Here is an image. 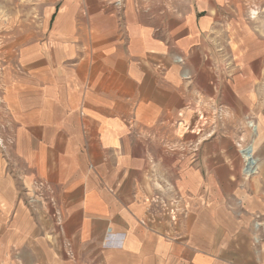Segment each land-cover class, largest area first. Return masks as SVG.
<instances>
[{
  "label": "crops",
  "instance_id": "crops-1",
  "mask_svg": "<svg viewBox=\"0 0 264 264\" xmlns=\"http://www.w3.org/2000/svg\"><path fill=\"white\" fill-rule=\"evenodd\" d=\"M48 1H61L58 19L46 15L43 40L28 25L26 70L4 99L19 119L24 176L52 187L59 221L41 213V228L12 232L18 243L0 255L11 264H264V26L253 19L264 0H187L167 29L162 10L131 0L89 14L83 0ZM162 203L177 222L159 215Z\"/></svg>",
  "mask_w": 264,
  "mask_h": 264
},
{
  "label": "rangeland",
  "instance_id": "rangeland-1",
  "mask_svg": "<svg viewBox=\"0 0 264 264\" xmlns=\"http://www.w3.org/2000/svg\"><path fill=\"white\" fill-rule=\"evenodd\" d=\"M126 2L125 0H119L116 4H112L108 0L87 2L83 0V9L84 13L86 12L85 10L91 8L112 11L113 7L122 9L126 6ZM190 3L187 0H131L128 1L127 6L162 10V16L157 18L162 20L163 28L167 29L174 10L178 8L185 10L190 7ZM60 5L61 1L0 0V108L2 110V117H0V253L2 249L10 248L12 243H18L17 239H14L16 236H12V232L20 231L25 226L41 228V216L52 217L57 222L59 221L57 201L52 187L42 179L34 178L31 181H27L24 176L27 166L25 165V160L20 157V155H23V151L18 142L19 128H17V125L19 119H17L16 113H9V108L4 98L6 89L10 87L12 80L19 75H23L26 70L27 54L25 53L26 48H22V44L25 43L28 37V25H35L37 30L35 31V40H43L48 34L43 31L42 27L43 24L48 23L46 15L50 12L52 14L54 11L51 16V23L53 24L58 19V17L54 16L57 14ZM86 13L89 14L88 11ZM87 14H83L84 20L88 22L94 20V17ZM106 16L99 15V18H102L100 23L106 24L109 22L110 19ZM254 18L255 20H261L255 21V24L260 23L264 26V17L254 16ZM166 33L167 31H164L163 35L165 36ZM178 34L181 35V30ZM258 34L264 36V31L258 32ZM168 46L169 49H164H171L170 42ZM177 51L179 52V48L173 49L174 53L171 54V58L175 63L179 64L180 72L187 74L184 56L176 54ZM160 69L165 71L162 66H160ZM249 133L251 137L256 134L252 128H250ZM248 148L245 151H248ZM19 205L25 206L26 211H23L27 212L25 213L26 217L19 218L22 211ZM160 207L161 213L159 212V215H168L173 223L177 221L174 219L177 214L174 207V212L170 211L172 207H167L166 203H162ZM149 216L150 219H157L155 211H152ZM3 237L4 239H2ZM8 259V255H0V264H11Z\"/></svg>",
  "mask_w": 264,
  "mask_h": 264
},
{
  "label": "built area",
  "instance_id": "built-area-1",
  "mask_svg": "<svg viewBox=\"0 0 264 264\" xmlns=\"http://www.w3.org/2000/svg\"><path fill=\"white\" fill-rule=\"evenodd\" d=\"M171 212L173 211L174 212V208H172L171 210H170ZM174 219H176V220H178V215L176 214L175 215V218ZM177 222V221H176ZM143 224H147L146 222H143Z\"/></svg>",
  "mask_w": 264,
  "mask_h": 264
},
{
  "label": "water",
  "instance_id": "water-1",
  "mask_svg": "<svg viewBox=\"0 0 264 264\" xmlns=\"http://www.w3.org/2000/svg\"><path fill=\"white\" fill-rule=\"evenodd\" d=\"M254 161L252 159L249 160L248 164H252Z\"/></svg>",
  "mask_w": 264,
  "mask_h": 264
},
{
  "label": "bare ground",
  "instance_id": "bare-ground-1",
  "mask_svg": "<svg viewBox=\"0 0 264 264\" xmlns=\"http://www.w3.org/2000/svg\"><path fill=\"white\" fill-rule=\"evenodd\" d=\"M246 153L248 154L249 153V151H246ZM250 154V153H249Z\"/></svg>",
  "mask_w": 264,
  "mask_h": 264
}]
</instances>
